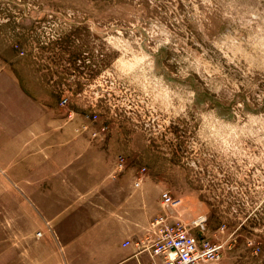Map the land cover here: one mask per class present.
Segmentation results:
<instances>
[{"label":"rangeland","instance_id":"1","mask_svg":"<svg viewBox=\"0 0 264 264\" xmlns=\"http://www.w3.org/2000/svg\"><path fill=\"white\" fill-rule=\"evenodd\" d=\"M0 51L39 95L32 139L125 177L148 230L164 216L220 244L202 264H264V0H0ZM7 152L0 264H17L56 238Z\"/></svg>","mask_w":264,"mask_h":264},{"label":"crops","instance_id":"2","mask_svg":"<svg viewBox=\"0 0 264 264\" xmlns=\"http://www.w3.org/2000/svg\"><path fill=\"white\" fill-rule=\"evenodd\" d=\"M8 53L0 51V149L15 159L12 179L56 238L39 242L38 253L22 254L17 264H147L149 253L139 242L150 232L137 223L135 191L123 176L95 172L97 162L88 157L90 171L80 173L76 165L84 161L73 164L71 141L32 139L41 124L39 95L25 91L21 60ZM65 208L70 213L60 217Z\"/></svg>","mask_w":264,"mask_h":264},{"label":"built area","instance_id":"3","mask_svg":"<svg viewBox=\"0 0 264 264\" xmlns=\"http://www.w3.org/2000/svg\"><path fill=\"white\" fill-rule=\"evenodd\" d=\"M137 178L135 185L140 183ZM163 204H168L170 197L162 195ZM145 240L139 242L147 250L150 260L147 264H202L218 261L221 257V245L200 240L179 221L168 222L159 216L151 223Z\"/></svg>","mask_w":264,"mask_h":264}]
</instances>
